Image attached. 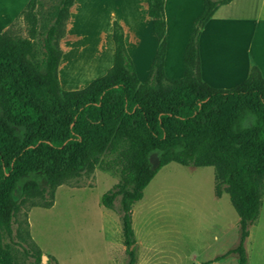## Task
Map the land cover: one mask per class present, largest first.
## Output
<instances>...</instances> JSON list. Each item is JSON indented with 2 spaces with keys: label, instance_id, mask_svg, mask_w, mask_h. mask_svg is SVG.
Wrapping results in <instances>:
<instances>
[{
  "label": "trees",
  "instance_id": "obj_1",
  "mask_svg": "<svg viewBox=\"0 0 264 264\" xmlns=\"http://www.w3.org/2000/svg\"><path fill=\"white\" fill-rule=\"evenodd\" d=\"M147 1L158 49L145 82L115 21L114 65L85 88L61 87L60 40L74 0L49 10L52 21L43 33L40 0H29L22 12L27 37L0 32V264H19L7 238L42 264L41 250L26 245H33L29 231L14 233L21 207H53L58 186L97 167L119 175L101 203L119 216L125 264H136L133 207L171 162L214 167L216 196L225 192L239 216V239L228 253L248 264L246 241L264 195V78L255 65L229 89L201 76L202 30L232 0H204L184 52L185 73L167 78L165 0ZM49 264L59 262L53 257Z\"/></svg>",
  "mask_w": 264,
  "mask_h": 264
},
{
  "label": "rangeland",
  "instance_id": "obj_2",
  "mask_svg": "<svg viewBox=\"0 0 264 264\" xmlns=\"http://www.w3.org/2000/svg\"><path fill=\"white\" fill-rule=\"evenodd\" d=\"M40 1L39 32L43 33L52 21L48 12L59 0ZM7 33L27 37L24 17L17 19ZM41 37L36 39L39 48ZM118 180L117 173L99 167L70 179L57 187L53 207L23 205L14 233L29 231L33 245L29 240L26 245L41 250L42 264L51 263L53 257L60 264H107L108 244L104 241L109 237L120 246L115 252L118 264H125L129 257L127 247L121 246L119 216L101 203L102 195ZM215 182L214 167L171 162L158 172L133 207L136 264H176L181 255L202 264L222 251L216 259L219 264H238L237 255L228 252L239 239V216L225 192L216 196ZM16 198H20V191ZM215 221L221 222L222 228ZM14 240L18 241L16 235ZM152 240L160 243L151 244ZM6 241L19 264H35L22 247L9 238ZM246 250L248 264H264V195L260 215L250 226Z\"/></svg>",
  "mask_w": 264,
  "mask_h": 264
},
{
  "label": "crops",
  "instance_id": "obj_3",
  "mask_svg": "<svg viewBox=\"0 0 264 264\" xmlns=\"http://www.w3.org/2000/svg\"><path fill=\"white\" fill-rule=\"evenodd\" d=\"M28 2L0 0V32L8 31L22 16ZM203 7L204 0H165L164 72L169 79H179L185 73L184 52ZM115 21L124 29L126 48L138 79L141 82L148 79L158 49L148 1L74 0L66 33L60 40L62 57L58 77L64 90L85 88L114 65ZM199 47L201 76L213 87L236 86L248 77L252 65L260 69L264 78V0H232L221 5L203 28ZM215 223L222 228L221 222ZM105 239L107 264H118L115 252L120 246L110 237ZM222 254L223 251L213 253L202 264H219L216 258ZM176 261V264H197V260L190 261L182 255Z\"/></svg>",
  "mask_w": 264,
  "mask_h": 264
},
{
  "label": "water",
  "instance_id": "obj_4",
  "mask_svg": "<svg viewBox=\"0 0 264 264\" xmlns=\"http://www.w3.org/2000/svg\"><path fill=\"white\" fill-rule=\"evenodd\" d=\"M134 246V245H133ZM133 246L131 247V249L133 248Z\"/></svg>",
  "mask_w": 264,
  "mask_h": 264
}]
</instances>
